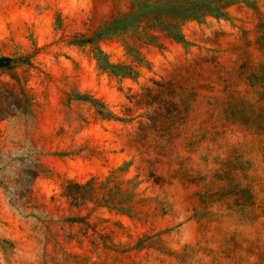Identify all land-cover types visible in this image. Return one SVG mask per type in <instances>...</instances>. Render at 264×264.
<instances>
[{"label": "rangeland", "instance_id": "obj_1", "mask_svg": "<svg viewBox=\"0 0 264 264\" xmlns=\"http://www.w3.org/2000/svg\"><path fill=\"white\" fill-rule=\"evenodd\" d=\"M0 264H264V0H0Z\"/></svg>", "mask_w": 264, "mask_h": 264}]
</instances>
